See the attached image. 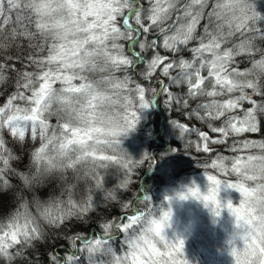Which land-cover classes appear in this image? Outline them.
Segmentation results:
<instances>
[{
    "label": "snow or ice",
    "instance_id": "snow-or-ice-1",
    "mask_svg": "<svg viewBox=\"0 0 264 264\" xmlns=\"http://www.w3.org/2000/svg\"><path fill=\"white\" fill-rule=\"evenodd\" d=\"M201 25L202 32L198 33ZM156 29V38L149 39ZM233 38L238 43L228 47ZM22 39L34 49L26 59L35 70L15 69L12 56L0 59V82L5 72L15 71L17 77V91L0 106V130L8 129L20 141L25 140L29 129L33 140L39 136L40 146L32 153L35 172L19 173L27 191L36 193L52 173L75 171L80 165L90 166L97 189L103 187L98 169L118 165L125 169V179L118 187L126 188L134 167L148 161L150 168L155 163L147 153L140 159L131 158L119 139L135 130L138 112L147 109L153 97L163 94L166 104L174 99L179 103L162 80L146 88L128 75L142 65L146 69L139 74L146 81H151L160 67L172 82L186 83L189 96L213 98L198 108L213 120L224 118L223 126L211 127L224 138L258 133L264 125V48L257 44L264 41V14L257 10L255 0H0V49L19 48ZM34 40L40 42L34 44ZM161 47L175 54L170 62L160 55ZM149 50L153 52L150 59L146 55ZM45 51L47 55H43ZM184 51L191 52V59L180 55ZM242 56L249 58L250 68L240 70L237 66ZM170 69L179 71L170 76ZM202 70H207V76ZM97 71L107 75L90 79L88 74ZM117 72L125 75L117 77ZM206 81L211 83L210 90H206ZM16 101L24 102V106ZM242 102L251 106L242 108ZM184 106L188 107L187 100ZM51 115L58 117L56 126L48 123ZM171 124L182 136L189 131L183 124ZM199 137L205 141L203 151L209 152L208 135L199 132ZM234 144L240 147L234 146L232 151H249L230 161L218 156L206 165L228 176L235 174L234 182L207 174L206 193L193 184L179 193V198L201 201L214 217L227 209L236 227L243 230L229 241L234 264H264V140ZM107 150L111 154H105ZM15 159L0 136V188L7 191L12 185L5 175L14 171L10 161ZM221 187L240 194L238 206L230 200L221 203ZM65 191L66 200L64 192L46 201L37 195L29 201L23 191L16 194L18 207L6 221H0V259L7 264L18 257L26 259L24 250L46 238L45 224L59 229L73 218L82 220L93 209L91 195L77 202L72 186ZM108 198L115 200L116 196L109 192ZM33 205L35 214L30 211ZM125 210V215L101 224L100 232L70 237L71 251L49 253V264H80L82 253L87 254L88 264H105L97 256H111L108 264H188L183 255L184 241L177 238L172 242L163 235L164 228L170 226L171 207L154 218L151 198L136 195L125 204ZM137 227L138 234H128L129 230L135 233ZM121 233L125 234L127 251L118 255L111 241ZM237 237L243 242L241 248L233 243Z\"/></svg>",
    "mask_w": 264,
    "mask_h": 264
},
{
    "label": "trees",
    "instance_id": "trees-1",
    "mask_svg": "<svg viewBox=\"0 0 264 264\" xmlns=\"http://www.w3.org/2000/svg\"><path fill=\"white\" fill-rule=\"evenodd\" d=\"M255 4L257 10L261 14H264V0H255ZM155 32H158V29L149 34V39L156 38ZM197 32H202V25L198 27ZM18 42L20 44L19 48L13 46L6 49H0V59L4 56H12L14 58L12 63L14 64L15 69L21 72L25 70H35L33 66L28 65L26 59L28 54L34 51V49L29 48V42L27 40L22 39ZM39 42V40L32 41L34 44ZM232 43H238V40L233 38L227 46L231 47ZM257 44L261 48H264V41L258 40ZM191 46L192 45H189V47ZM159 52L160 55L169 58V60L165 62H170L175 55L162 47L159 49ZM43 55H47V52L45 51ZM146 55L150 59L153 52L149 50ZM180 55L185 59H191L192 54L189 51H184ZM16 57H20V59H16ZM256 59H259V55L256 56ZM238 60L239 63L237 66L240 70L251 67L250 60L247 56L239 57ZM142 69H146V65L137 68L135 72H129L128 75H131L136 81H139V79H141V81H146L139 74ZM178 71L179 69H170V76H175ZM88 75L90 79L98 80L102 76L107 75V73L97 71L89 73ZM115 75L122 78L125 73L117 72ZM202 75L207 76V70H202ZM4 76L5 79L0 82V106H3V104L7 102L8 97L17 91L16 72H5ZM156 80H162L164 84L169 87V91L174 94V97L179 99V103L174 99L170 104H166L165 101L167 98L163 94L153 97L154 105H150V113H145V124H149L152 128V138L150 137L147 141V154L151 157V153L154 152V155L157 158V163H153L149 168V162L147 161L148 163L141 168V172L138 173L137 178L136 174L135 177L131 174L130 183L122 191H119L116 183L124 180L120 181L117 177L120 176L125 178V169L115 165H111L107 169L108 174H106L108 177L101 175L99 170L103 184L102 189L105 191V195L103 196L100 195L99 190L96 188L95 179H93L91 168L88 165H80L75 171L73 169L56 171L46 179L45 184L41 189H38L36 193L27 191L25 190V186L19 173L35 172L36 169L32 161V153L40 146L39 136L33 140L29 129L25 134V140L20 141L17 137H13L8 129L5 128L0 130V136H3L5 140V147L10 149L13 156L16 157L15 160L10 161V166L14 171L5 175V179H7L9 184L12 185L11 191L0 188V192H3L0 194V221H6L7 216L18 207L20 200L17 198L16 194L21 191H23L25 199L29 201L33 199L34 195H37L42 201H46L55 197H60L62 192H64L63 198L66 200L67 192L65 189L72 186L74 200L77 202H84L87 200L88 196L91 195L95 202L93 209L87 213L82 220L73 218L66 221L59 229L45 224L44 231L46 238L37 241L33 248L25 249L24 257H26V259L18 257L13 261V264H27L28 261H31L32 264H49V253H52L57 249L62 252L71 251L70 237H74L77 234L83 235L92 231L100 232L102 231V229H100L101 224L107 223L110 219L125 215L126 210L122 209V204L118 201L121 199V201L126 202L127 200L128 203L143 191L147 194L150 192V179L156 180L153 171L156 170L158 158L160 157H164L167 162L171 164V172L175 177H178L179 175L206 172L224 178L230 176L224 173H222V175L218 169H212L211 167H206V165H209L211 160L216 159L218 156L228 157L230 161L232 157L245 155L249 151H232L234 146L237 148L240 147L239 144H234V142H242L244 140H264V125H262V130L258 133L231 134L227 138L222 137V134L220 133L212 132L211 127L223 126L224 118L213 120L206 116L205 110L203 108H198V105L208 103L213 98L207 96H197L193 98L189 96L188 85L186 83L177 84L172 82L169 77L163 76L160 67H158L153 74L151 81L146 82L155 83ZM205 84L207 85L206 90H210V81H206ZM58 86L56 85V87ZM26 95H31V93L27 92ZM233 95H239V93ZM215 99H220V97H216ZM185 100L188 101L187 108L184 106ZM15 103L19 104L21 107L24 106V102L22 101H16ZM250 106L251 105L247 102H242V108ZM194 109L196 111H193ZM237 112H239L240 115H243L242 109L237 110ZM201 117H203V119H201ZM261 119H264V117H261ZM172 121L185 125L189 131L182 136L180 130L172 126ZM48 123L52 126H56L58 123V117L56 115L49 116ZM142 125L144 126V124ZM199 132H205L209 137L207 143L210 151L207 153L203 151L205 141L201 140ZM155 133H158L156 136L157 138L154 137ZM49 135H51V132H49ZM220 139L224 142L215 144L211 142L212 140ZM173 149H175V151H173ZM229 161L225 162L229 163ZM2 166V163H0V167ZM135 172L133 171V173ZM86 173H88V175H86ZM142 175L144 176L143 178L141 177ZM140 178L142 179L141 181ZM250 184L254 185V183ZM109 192H112L116 196L115 200L108 198ZM30 211L33 214L36 213L34 205L30 208ZM138 233L139 228L137 227L135 233H133L132 230H129L128 234L134 235ZM216 240V238L210 240L206 239V242L202 247L198 246V248H194L195 252H183L184 258L188 261V264H210L211 261L216 262V260L207 258L208 254V256H210V253H218L220 255L224 253L227 254L231 245L229 243L220 245ZM193 244L195 245V243ZM111 245L116 254L123 255L124 252L127 251L125 234L121 233L115 235L111 241ZM235 246L238 247L241 245L237 241ZM202 257L204 258L203 260L201 259ZM96 258L104 261L105 264H108L112 259L111 256H97ZM233 262L230 261L229 264H232ZM0 264H7V262L0 259ZM80 264H88L86 253L80 254Z\"/></svg>",
    "mask_w": 264,
    "mask_h": 264
},
{
    "label": "rangeland",
    "instance_id": "rangeland-1",
    "mask_svg": "<svg viewBox=\"0 0 264 264\" xmlns=\"http://www.w3.org/2000/svg\"><path fill=\"white\" fill-rule=\"evenodd\" d=\"M138 82L146 88L151 83L141 81V79H139ZM58 85L59 84H57V86ZM151 104L154 105L153 99L150 102V105ZM150 109L151 107L149 106L147 109L140 110L138 112L139 121L135 130L130 131L127 134H122L119 137L121 147L133 159H140L145 153H147V141L150 137L152 138V128L149 124H145V113H150ZM142 124H144V126ZM157 135L158 133L154 134V137ZM105 154H111V150H107ZM151 158L155 161V163H157V158L155 157L154 152L151 153ZM146 163L148 162L145 161L143 164L134 167L131 174L134 175V177L136 174L137 178L138 173L141 172V168L146 165ZM170 165L171 164L168 163L164 157L158 158L156 170L153 171L156 176V180L150 179V192L147 194L143 191L137 196L138 198H142L144 195H148L151 198L154 218H159L163 210H167L171 207L172 215L169 222L170 226L164 228L163 230V235L166 239L172 242H175L177 238L182 239L184 241L183 252L192 253L195 252L194 248H198V246L202 247L205 244L206 239L210 240L212 238H216L217 243L223 245L225 243H229L230 240H233L235 233L243 231L242 229L236 227L234 217L229 214L227 209H223L219 217H214L209 209L203 206L201 201H197L192 198H188L186 200L179 198V193L185 192L187 188L192 187L193 184L198 186L201 193H206L209 187L206 175L210 173H193L175 177L171 172L172 168ZM115 166L120 167L118 165ZM99 170L101 175L108 177V170L98 169V172ZM133 171L136 172L133 173ZM117 178L120 181L125 179L120 176ZM218 178L234 182L236 176L233 174L230 177ZM120 183L121 182L116 183V186L119 191H122L125 188L118 187ZM98 190L101 196L105 195V191L102 188ZM166 196L169 197L170 200L165 201ZM218 199L222 204L230 200L234 206H238L241 196L234 189L221 187L218 193ZM118 202H121L122 209H125L127 200L124 202L120 199ZM137 207L142 208L143 205L137 204ZM237 241L241 245L237 248L243 247V242L238 237L233 241L234 245H236ZM193 243H195V245ZM231 247H229V251L231 250ZM229 251L227 254L224 253L222 255L218 253H210V256H208L209 254L207 253V258L216 260V262L211 261L210 264H229L230 261H234V258L231 256ZM201 259L203 260L204 258L202 257Z\"/></svg>",
    "mask_w": 264,
    "mask_h": 264
},
{
    "label": "clouds",
    "instance_id": "clouds-1",
    "mask_svg": "<svg viewBox=\"0 0 264 264\" xmlns=\"http://www.w3.org/2000/svg\"><path fill=\"white\" fill-rule=\"evenodd\" d=\"M198 187V186H197Z\"/></svg>",
    "mask_w": 264,
    "mask_h": 264
}]
</instances>
